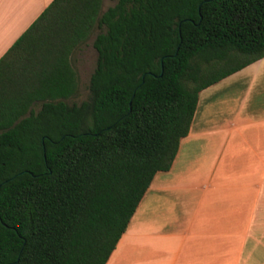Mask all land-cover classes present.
Here are the masks:
<instances>
[{"label":"trees","instance_id":"16d2710c","mask_svg":"<svg viewBox=\"0 0 264 264\" xmlns=\"http://www.w3.org/2000/svg\"><path fill=\"white\" fill-rule=\"evenodd\" d=\"M114 1L52 0L0 58V264H106L200 91L264 57V0Z\"/></svg>","mask_w":264,"mask_h":264},{"label":"crops","instance_id":"0c3cea01","mask_svg":"<svg viewBox=\"0 0 264 264\" xmlns=\"http://www.w3.org/2000/svg\"><path fill=\"white\" fill-rule=\"evenodd\" d=\"M51 1L0 0V58ZM106 264H264V57L200 91Z\"/></svg>","mask_w":264,"mask_h":264},{"label":"rangeland","instance_id":"374dc122","mask_svg":"<svg viewBox=\"0 0 264 264\" xmlns=\"http://www.w3.org/2000/svg\"><path fill=\"white\" fill-rule=\"evenodd\" d=\"M114 0H104L103 9L114 4ZM94 34L87 40L86 43L82 44L77 48L72 55V62L75 69L78 72V92L77 94L69 100V102L80 103L81 101L87 99L88 90V80L89 76L94 68L96 60V51L92 47V40ZM38 106H36L37 108Z\"/></svg>","mask_w":264,"mask_h":264}]
</instances>
